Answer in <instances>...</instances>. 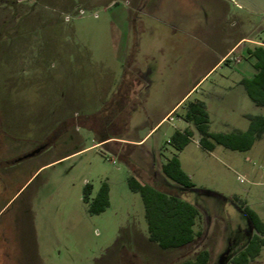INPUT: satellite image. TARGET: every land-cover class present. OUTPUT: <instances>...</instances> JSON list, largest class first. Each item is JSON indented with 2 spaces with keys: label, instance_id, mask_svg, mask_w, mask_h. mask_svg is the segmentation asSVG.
<instances>
[{
  "label": "rangeland",
  "instance_id": "1",
  "mask_svg": "<svg viewBox=\"0 0 264 264\" xmlns=\"http://www.w3.org/2000/svg\"><path fill=\"white\" fill-rule=\"evenodd\" d=\"M164 1L179 12L199 9L200 23L214 27L205 7L215 9V3L199 0L193 9L186 0ZM226 3V27L264 44V19ZM138 6L135 0H0V157L35 153L8 164L0 177V264H180L204 249L208 264H230L223 257L236 255L250 230L238 204L245 202L264 222V135L245 152L219 145L207 152L195 133L176 151L168 139L187 126L178 120L182 105L136 143L153 126L152 114L175 102L224 49L214 48L210 35H186ZM237 59L230 55L215 67L188 99L209 108L212 132L230 128L221 121L243 129L248 121L240 112L264 115L237 83ZM240 62L250 65L247 56ZM133 66L145 82L133 86V109L116 116L115 106L126 103L110 100ZM232 85L243 91L234 112L214 95ZM156 146L162 160L177 156L192 188H179L158 172ZM123 152H129L127 162ZM130 176L140 183L153 176L159 188L193 204L201 237L175 250L150 242L141 197L127 186ZM104 182L109 205L90 214L88 205ZM86 184L88 203L82 200ZM248 264H264V247Z\"/></svg>",
  "mask_w": 264,
  "mask_h": 264
},
{
  "label": "trees",
  "instance_id": "2",
  "mask_svg": "<svg viewBox=\"0 0 264 264\" xmlns=\"http://www.w3.org/2000/svg\"><path fill=\"white\" fill-rule=\"evenodd\" d=\"M249 55L255 58L253 69L255 74L252 78H242L239 83L244 87L245 92L251 102L264 108V47L255 46L247 49ZM119 91L110 100H124V84L126 77L130 75L125 72ZM114 108V106H112ZM184 111L178 115L183 121L191 124L198 134V145L207 152H212L216 145L222 146L231 151L245 152L251 149L253 144L264 135V116L246 115L248 127L245 131L234 130L228 133L210 131V119L205 104L197 99L186 100L183 103ZM120 110L116 113V116ZM106 110L103 109L102 113ZM114 120V119H113ZM193 130L189 127L182 131L176 130L168 139V144L176 151L183 150L191 141ZM104 138L99 143L108 140ZM129 152L121 154L126 161ZM160 171L163 176L173 182L179 188H192L193 183L190 177L182 170L177 156L166 158ZM127 186L132 192L140 195L144 207V218L147 225V238L161 250L182 249L192 245L202 232L195 230L200 218L198 209L188 201L180 198L176 194H171L154 185L153 181L140 183L135 177L127 179ZM169 186V185H168ZM91 188L86 184L83 188L82 200L88 203ZM109 187L103 183L94 198L88 205L90 214H100L109 205ZM240 208L247 215L249 221L258 232L247 246L233 257L231 264H248L255 259L264 247V223L256 212L250 209L243 202L239 203ZM209 253L207 250L197 252L193 258L187 259L180 264H208Z\"/></svg>",
  "mask_w": 264,
  "mask_h": 264
},
{
  "label": "crops",
  "instance_id": "3",
  "mask_svg": "<svg viewBox=\"0 0 264 264\" xmlns=\"http://www.w3.org/2000/svg\"><path fill=\"white\" fill-rule=\"evenodd\" d=\"M135 1L141 7V9H139V12L141 11L140 12L141 14L152 15L155 18H158L162 21H165L164 23L162 22V24L168 25L169 27H171L173 29H179V31L182 30V33L189 35V36L194 35L196 32H198L201 35L207 34L208 37L211 36L212 39L214 40V42L212 40H211V42L213 43L212 46L216 49L220 45L224 46V49H220V53H215V52L213 53V55H212L213 59L211 61V64L209 65V68L205 72H203L202 77H200L198 80H196V82L193 83L191 86H188V87L182 89L183 93L180 95V97L175 102L171 103L170 106L165 107L162 111H157L156 114H152L153 126L149 129L148 133L146 134V136L143 139H140L139 141L136 142V143H140L156 127H158L162 123H166L174 114H177V110L183 105L184 101L188 100L189 97L193 94V92H195L194 89L197 87V85H199V83L215 67L225 63L224 60L227 59L230 55H234V58L239 57V56H247V60L250 62V65H247V66L241 65L242 62L236 63L238 65V71H239V73H241L240 78H239L237 83L240 85V87L242 89L243 86L239 83L240 79H242V78L250 79L255 74V70L253 69V63L255 62V58L248 54L247 49H249V47H247V45L245 43L253 44L256 46V44L258 42L255 40H252V38L247 36L245 33L237 32V31H231L229 28L226 27V25H225L226 16H227V13L229 11V6L226 3V0H207V4L212 2L213 4L215 3L217 5V7L215 9L210 8V7H205L206 9H208V10H206L208 12L207 13L208 20H210V18H211L212 22H214V25H213L214 27L210 26L209 28L204 27V26L208 25L205 22L201 21V23H200V19H198L199 9L196 10L197 12H194V11L188 12V10H185L184 12L183 11L179 12V11H175L172 7H170V5H169V7L166 6L164 0H135ZM186 2H187L186 5L188 7L193 6V9H195V6H194L195 4H197L199 6L201 5L199 0H186ZM179 3H180V1H179ZM181 5H182V3H181ZM208 6H210V5H208ZM198 21L200 24L197 23ZM197 55L198 54H196V56ZM193 58L194 57H192L191 59H193ZM227 61H228V59L226 60V62ZM135 68L137 69L138 67H135ZM150 68H151V66L148 68V70H149L148 72L151 76L153 73L152 72L153 69L151 68L152 69L151 70ZM140 74L142 75V73H140ZM157 74H159V71ZM179 74L182 76L184 74V72L182 70H180ZM176 80L178 81V75L176 77ZM150 85H151V82H150ZM241 92H243V91L238 89V87H234L232 85V86H228L227 88H224L221 92H218L217 94L214 93V95L216 96L217 100L220 102V106H225L227 108L230 107L231 108L230 110L232 112H234V106H236L238 104L237 97H241V95H242ZM244 93H245V91H244ZM253 106L255 108H262V107H257L254 104H253ZM206 109H207V112L209 115L210 127H211V125L215 121V118H214V116H212L213 114H211V112L207 106H206ZM236 109H237V106H236ZM240 115L246 121H248L246 119V115H257V114L240 112ZM259 115H261V114H259ZM178 120L183 121L180 118H178ZM183 122H185V121H183ZM185 123L187 124V126L184 125V127H179L178 130L182 131L183 129L189 127L193 130V135H194L196 132H195L193 126L187 122H185ZM221 124L226 126V127H230V128H227L228 130H226L223 133H228V132H231L234 130L245 131L248 127V123L245 125V127L243 129H240V128L238 129L235 127L227 126L228 123H224L222 121H221ZM158 149L159 148L157 146L153 149V155L156 156V168L159 172V170L161 169V166L164 163V161L166 160V158H164V160L160 159V153H159ZM155 152H156V155H155ZM151 177H152V181H153L154 185L157 186L158 182H156V180L154 179L153 176H151ZM160 178H163V177H160ZM157 187H159V186H157Z\"/></svg>",
  "mask_w": 264,
  "mask_h": 264
},
{
  "label": "flooded vegetation",
  "instance_id": "4",
  "mask_svg": "<svg viewBox=\"0 0 264 264\" xmlns=\"http://www.w3.org/2000/svg\"><path fill=\"white\" fill-rule=\"evenodd\" d=\"M229 1H231V0H229ZM232 2V1H231ZM240 8V7H239ZM254 14H256V13H254ZM258 17H262V15H260V14H256ZM262 19H264L263 17H262ZM261 30V29H260ZM259 43V42H258ZM256 44V43H255ZM256 46H260V45H257L256 44ZM255 47V46H254ZM243 58V56H239L238 57V59H237V61H235V63H239L240 62V60ZM228 59V58H227ZM227 59H225L224 60V62H226V60ZM132 67V66H131ZM130 73V75H128V77H126L127 79H126V83L124 84V92H125V99L123 100L125 103H126V105H125V108H123V110L124 109H126V107H128V108H130V109H133V106H130V101L133 99V93H136V92H138V91H135L134 90V88H133V86L134 85H137V84H140V86H141V84H142V82L144 83L145 82V80H144V78H143V75H141L140 73L141 72H139V70L138 69H136L135 68V66H133V70H132V73L131 72H129ZM133 73H135V75H136V78H137V80L136 81H132L131 80V74H133ZM130 76V77H129ZM122 81H123V78H122ZM130 81L132 82V87H129V84H130ZM138 81V83H135V82H137ZM134 82V83H133ZM121 84H122V82H121ZM120 84V85H121ZM127 84H128V86H127ZM120 85H119V87H120ZM119 87H118V89H117V91H116V93L119 91ZM130 92H131V95L132 96H129V94H130ZM142 91H139V93H141ZM116 93H114V95L116 94ZM141 95H143V94H141ZM136 96V95H135ZM128 103V104H127ZM140 105H141V102H140ZM140 105H137V106H140ZM115 106V105H114ZM134 108H135V106H134ZM120 110V106H115V110H114V113L116 114L118 111ZM114 114V115H115ZM118 116V115H117ZM116 117V116H115ZM33 154H35L34 152L33 153H29V154H27V155H25V156H27V157H29V156H31V155H33ZM1 156V155H0ZM25 156H21L20 158H16V159H12V160H10V161H7L6 159H3L2 157H0V177H1V174H2V171L4 170V169H6V167H7V165L8 164H11V162L13 163V162H15V161H18L19 159H24L25 158ZM152 179V178H151ZM245 205H246V203L245 202H243ZM238 207L240 208V206H239V204H238ZM241 209V208H240ZM242 210V209H241ZM243 211V210H242ZM246 215V214H245ZM247 216V215H246ZM247 219H248V217H247ZM248 222H249V228H250V230H249V232L247 233V237H248V239H247V242L245 243V245L241 248V250L240 251H242L246 246H247V244L249 243V241L254 237V236H258L259 234H258V232L255 230V228L253 227V225L251 224V222L249 221V219H248ZM263 222V221H262ZM264 223V222H263ZM263 248V247H262ZM205 250V249H204ZM201 251V250H200ZM239 251V252H240ZM238 252V253H239ZM208 253H209V261H210V252L208 251ZM237 253V254H238ZM237 254L236 255H230V254H228V256L226 255L225 257H223V258H229L228 259V263H232V259H233V257H235V256H237ZM260 255V254H259ZM258 255V256H259ZM221 256V251H220V254L218 255V260H220V257ZM257 256V257H258ZM256 257V258H257ZM254 260V259H253ZM253 260H251V261H253ZM251 261H249V262H251ZM218 262V261H217ZM220 262H222V261H220ZM248 262V263H249ZM209 263V262H208Z\"/></svg>",
  "mask_w": 264,
  "mask_h": 264
},
{
  "label": "water",
  "instance_id": "5",
  "mask_svg": "<svg viewBox=\"0 0 264 264\" xmlns=\"http://www.w3.org/2000/svg\"><path fill=\"white\" fill-rule=\"evenodd\" d=\"M238 7L262 15L264 18V0H231Z\"/></svg>",
  "mask_w": 264,
  "mask_h": 264
},
{
  "label": "built area",
  "instance_id": "6",
  "mask_svg": "<svg viewBox=\"0 0 264 264\" xmlns=\"http://www.w3.org/2000/svg\"><path fill=\"white\" fill-rule=\"evenodd\" d=\"M257 45H260V46H263L264 47V44H262V43H257Z\"/></svg>",
  "mask_w": 264,
  "mask_h": 264
}]
</instances>
